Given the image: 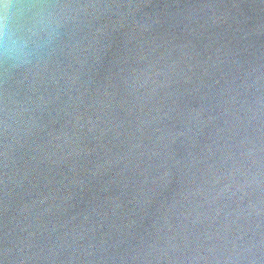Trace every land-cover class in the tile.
Here are the masks:
<instances>
[{
  "label": "water",
  "instance_id": "95a60500",
  "mask_svg": "<svg viewBox=\"0 0 264 264\" xmlns=\"http://www.w3.org/2000/svg\"><path fill=\"white\" fill-rule=\"evenodd\" d=\"M21 2L0 264H264V0Z\"/></svg>",
  "mask_w": 264,
  "mask_h": 264
},
{
  "label": "clouds",
  "instance_id": "9594fccd",
  "mask_svg": "<svg viewBox=\"0 0 264 264\" xmlns=\"http://www.w3.org/2000/svg\"><path fill=\"white\" fill-rule=\"evenodd\" d=\"M28 6L21 0H0V69L12 71L30 65L41 32H46L49 39L55 33L51 24L39 17L24 31V9Z\"/></svg>",
  "mask_w": 264,
  "mask_h": 264
}]
</instances>
